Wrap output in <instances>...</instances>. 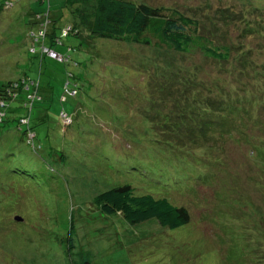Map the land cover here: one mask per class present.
<instances>
[{
	"label": "rangeland",
	"instance_id": "obj_1",
	"mask_svg": "<svg viewBox=\"0 0 264 264\" xmlns=\"http://www.w3.org/2000/svg\"><path fill=\"white\" fill-rule=\"evenodd\" d=\"M143 1L195 13L229 5L236 11L247 9L249 16H264V0H255L263 7L255 13L249 8L253 0ZM13 2L0 8V81L23 74L36 77L41 69L42 101L32 116L36 150L25 143L13 113L0 122V264H264V126L250 123L245 143L238 133L235 139L212 137L204 145L213 143L211 148L195 153L160 142L153 128V120L163 113L158 110L161 102L173 107V96L153 86L187 71L211 84L203 93L216 99L221 96L215 83L223 84V94L233 99L239 92L256 93L264 74L250 66L239 71L235 46L241 42L244 50L251 49L249 59L262 68L264 36L253 31L238 38L240 29H229L227 41L233 46L226 70L199 52L183 54L100 37L72 53L80 60L72 66L28 51L31 38L26 33L37 27L33 12L46 10L47 1ZM60 2L50 0V7L55 15L64 12L60 22L65 23L68 12L59 8ZM78 43L69 34L55 50ZM40 47V53L60 58L51 47ZM68 69L79 72L75 96L69 95L73 89L64 91ZM240 76L242 81L236 80ZM62 92L67 99L61 103ZM258 100L250 99L252 108ZM62 106L73 115L65 131L57 120ZM41 113L44 120L37 117ZM62 119L69 121L65 114ZM207 151L218 153L226 165L220 166L217 155L206 156ZM125 182L136 194L165 196L186 206L188 222L173 228L153 219L131 224L99 212L93 197ZM242 196L260 206V224L229 219L230 201L240 203ZM15 214L22 218L15 219Z\"/></svg>",
	"mask_w": 264,
	"mask_h": 264
},
{
	"label": "trees",
	"instance_id": "obj_2",
	"mask_svg": "<svg viewBox=\"0 0 264 264\" xmlns=\"http://www.w3.org/2000/svg\"><path fill=\"white\" fill-rule=\"evenodd\" d=\"M46 1V10L33 12L34 18L31 21L37 27L30 28L31 32L26 33V36L31 38L28 51L33 54L38 53L42 58L48 56L72 66H78L80 63L72 53L83 44L89 46L96 37H100L164 47L170 52L183 54L199 52L206 58L221 62L223 65L221 70H226L224 65L229 61L233 46L227 41L232 36L228 33L229 29L232 27L240 29L235 32L238 38H244L253 31L264 36V16H260V13L259 16H249L248 10L243 7L238 11L230 8L229 5L206 11L204 7L195 13L176 5L151 4L143 0H61L59 8L66 7L68 12L67 22L61 23L60 18L64 12L55 15L51 11L50 0ZM13 3V0H0V8L11 7ZM249 8L255 13L263 7L253 0ZM69 34L78 38V45L67 44L66 50L65 48L64 51L55 50L58 45L63 46V37ZM261 43L264 44V40ZM41 44L51 47L60 58L52 57L47 52V54L40 53ZM235 49L240 64L239 71L250 66L253 72L264 74V64L262 68H257V62L249 59L251 49L244 50L241 42L235 46ZM65 72L64 91L73 89L74 92L69 95L75 96L78 93L79 72L73 69ZM174 72L178 73L177 70ZM187 73L191 75H179L177 79L168 78L167 84L158 82L153 86L160 93L167 92L173 96V107L168 108L165 102H161L158 109L163 112L161 118L153 120V128L160 142L195 153L196 149L211 148L213 143L207 147L204 145L212 137L214 140L223 136L235 139L234 133H238L236 137H240L245 143L243 137L248 136L246 128H250L248 127L251 126L250 123H254L257 128L264 126V116H262L264 115V83L257 86L256 93L239 92L235 99L230 93L223 94V84L215 83L213 85L215 92L221 96L216 99V96H212L210 92L203 93L204 90L212 89L211 84L207 85L198 80L194 70ZM236 80L242 81L241 76L236 77ZM174 82L177 85L173 86ZM168 84L172 87L169 88ZM252 98L259 99L254 103L253 108L249 103ZM66 99V94L62 92L59 100L62 103ZM41 101V69L36 77L23 74L0 81V122L7 119L8 112L13 113L12 120L16 121L18 130L25 137V143L33 150L37 148V133L34 128L35 123L32 122L33 109ZM164 108L166 111H163ZM242 113L247 115L248 121L244 120ZM63 114L69 118V121L62 119ZM45 116L44 113L37 115L40 120H44ZM57 120L61 129L65 131L73 122V115L62 106L58 111ZM207 153L206 156L213 158L215 155L217 158L219 156L218 153L213 154L208 151ZM218 159L221 167L226 165V160L222 162L220 158ZM241 198L240 203L230 201L227 208L229 219L240 220L243 225L260 224V206L246 201L244 196ZM92 202L99 212L119 215L131 224L153 219L162 226L173 228L188 222L190 218L186 206L176 205L165 196L156 197L151 193L136 194L134 187L128 182L99 192L93 197ZM71 241L72 239L69 238V247Z\"/></svg>",
	"mask_w": 264,
	"mask_h": 264
},
{
	"label": "water",
	"instance_id": "obj_3",
	"mask_svg": "<svg viewBox=\"0 0 264 264\" xmlns=\"http://www.w3.org/2000/svg\"><path fill=\"white\" fill-rule=\"evenodd\" d=\"M15 218H16V219H21L22 217H20V216H16V215H15Z\"/></svg>",
	"mask_w": 264,
	"mask_h": 264
},
{
	"label": "built area",
	"instance_id": "obj_4",
	"mask_svg": "<svg viewBox=\"0 0 264 264\" xmlns=\"http://www.w3.org/2000/svg\"><path fill=\"white\" fill-rule=\"evenodd\" d=\"M60 57V56H59Z\"/></svg>",
	"mask_w": 264,
	"mask_h": 264
}]
</instances>
